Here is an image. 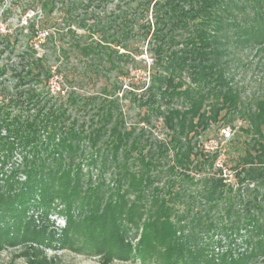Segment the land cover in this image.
Here are the masks:
<instances>
[{
	"label": "trees",
	"instance_id": "16d2710c",
	"mask_svg": "<svg viewBox=\"0 0 264 264\" xmlns=\"http://www.w3.org/2000/svg\"><path fill=\"white\" fill-rule=\"evenodd\" d=\"M99 1L41 0L67 25L49 27L43 53L0 34V52L20 51L0 64V249L57 247L58 205V246L104 263L264 264V94L242 92L232 67L246 48L264 60V0H131L110 12ZM149 37L148 83L126 84ZM235 119L250 139L231 184L200 138ZM211 231L250 249L211 253Z\"/></svg>",
	"mask_w": 264,
	"mask_h": 264
},
{
	"label": "rangeland",
	"instance_id": "374dc122",
	"mask_svg": "<svg viewBox=\"0 0 264 264\" xmlns=\"http://www.w3.org/2000/svg\"><path fill=\"white\" fill-rule=\"evenodd\" d=\"M131 0H102L103 8L108 12L117 9L119 5L130 3ZM133 3V2H132ZM131 3V5H133ZM152 14V12H151ZM152 15H150V18ZM63 11L59 9L52 14L50 18L46 17L42 11L41 0H0V34H10L12 39H16L18 42V48L23 49L27 44H33L39 53H43L44 37L46 31L49 29L54 30V27L63 29L67 25L63 22ZM48 22V28H42ZM36 23L35 28L38 29L36 34L32 33V25ZM38 27V28H37ZM67 29V28H66ZM65 43L68 40H64ZM150 37L145 41L139 42L140 54L136 56L137 62L134 63L137 66L133 69L129 76L124 78L126 84L135 85V87H142L148 83L149 70L152 66V55L149 48ZM64 43V42H63ZM52 47V45H48ZM1 46L0 42V49ZM20 51H16V54L0 52V64H2L8 58H18ZM240 61L237 65H232L235 73V80L240 87L241 91L249 96L264 94V60L260 56H256L250 48L241 50ZM61 80L54 78L52 86L57 89L61 84ZM245 94V95H246ZM125 105L131 106L132 104L128 100H124ZM136 110L130 109V117L136 116ZM241 127H245V124L241 119H235L231 124L221 121L214 123L211 127L201 136L200 143L203 149L207 152L218 151L219 157L217 160V166L213 171H223L227 181L231 184L237 183L235 177V165L238 161V157L245 152L246 141L250 139V136L245 133ZM156 132L161 133L163 127L160 121L156 122L154 127ZM217 168H221L218 170ZM98 171H95L97 174ZM108 177L109 174H108ZM235 186H237L235 184ZM58 204V202H56ZM61 206H56L55 210L51 211L49 215V221H51L50 230L57 231L55 245L51 246H39L42 249L30 251V245L38 246V244L28 242L25 245H17L12 247H6L0 249V264H158L154 260L141 259L139 256L135 259L116 258L115 260L104 263L103 257L100 254H94L82 249L74 250L68 246H58L59 238L63 234V230L66 228V216L59 212ZM35 215L36 224H42V210H36ZM32 213V212H31ZM41 213V214H40ZM141 231V229H140ZM243 236H246L244 230L241 231ZM131 240L133 247H136L139 241V234L133 230L131 232ZM80 236V235H79ZM235 236V237H234ZM74 237V236H73ZM78 236H75L76 239ZM233 238L235 242L233 243ZM245 237L239 235L227 236L224 232H205L202 236L203 241L211 242L209 247L211 253H222L229 247L235 248V255L244 253L247 249H250L246 243L242 241ZM75 240V239H74ZM81 240V239H80ZM221 242V243H219ZM222 244V245H220ZM27 251L32 254L38 253L37 258H32L30 255L25 254ZM136 250H134L135 252ZM133 252V253H134ZM30 259H37L39 262L32 263ZM253 262H251L252 264Z\"/></svg>",
	"mask_w": 264,
	"mask_h": 264
}]
</instances>
